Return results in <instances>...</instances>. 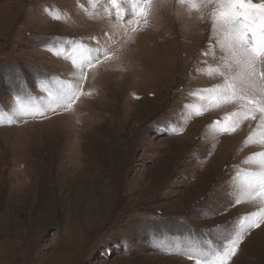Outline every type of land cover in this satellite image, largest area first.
<instances>
[{"label": "rangeland", "instance_id": "rangeland-1", "mask_svg": "<svg viewBox=\"0 0 264 264\" xmlns=\"http://www.w3.org/2000/svg\"><path fill=\"white\" fill-rule=\"evenodd\" d=\"M105 6L0 0V108L17 94L46 97L42 83L75 82L79 70L49 49L82 41L113 57L87 70L72 111L0 125V264H194L153 245L214 238V226L257 208L233 204L236 170H257L244 161L264 151L245 144L257 122L221 133L213 122L237 106L201 98L222 82L203 72L225 55H201L210 22L154 0L148 24L127 39ZM231 264H264V224Z\"/></svg>", "mask_w": 264, "mask_h": 264}, {"label": "snow or ice", "instance_id": "snow-or-ice-1", "mask_svg": "<svg viewBox=\"0 0 264 264\" xmlns=\"http://www.w3.org/2000/svg\"><path fill=\"white\" fill-rule=\"evenodd\" d=\"M176 4L189 15L197 13L199 19L210 22L209 51L201 55H214L217 47L225 54L218 64L207 65L205 61L204 74L210 78L219 76L222 82L201 90L206 94L201 98H206L207 108L236 105L237 110L213 123L219 132L231 134L243 121H256L245 144L264 145V0H176ZM105 5L103 11L123 27L127 39L148 24L154 11V0H105ZM50 14L53 19H62L59 12ZM49 50L63 55L79 70L75 82L57 80L52 86L42 83L46 97L17 94L13 107L7 111L0 108V125L72 111L76 101L85 95L87 70L113 58L110 50L88 47L82 41H73L70 48ZM207 108L193 106L194 114L202 115ZM244 163L256 165L257 170H236L239 194L233 204L249 202L257 205L255 211L240 216L231 227L214 226L210 230L214 238L196 240L188 236L183 241L173 239L153 246L194 264H231L246 235L264 224V151L253 153Z\"/></svg>", "mask_w": 264, "mask_h": 264}, {"label": "bare ground", "instance_id": "bare-ground-1", "mask_svg": "<svg viewBox=\"0 0 264 264\" xmlns=\"http://www.w3.org/2000/svg\"><path fill=\"white\" fill-rule=\"evenodd\" d=\"M175 8V7H174ZM126 57H128L127 59H129L130 57H133V55H131V53L130 52H128V53H126V55H125ZM129 62V61H128Z\"/></svg>", "mask_w": 264, "mask_h": 264}]
</instances>
